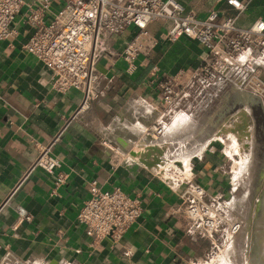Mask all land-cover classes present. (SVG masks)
<instances>
[{
	"label": "crops",
	"instance_id": "crops-1",
	"mask_svg": "<svg viewBox=\"0 0 264 264\" xmlns=\"http://www.w3.org/2000/svg\"><path fill=\"white\" fill-rule=\"evenodd\" d=\"M179 1L201 18L216 9L222 16H237L242 27L264 20V0L247 1V7L240 12L225 0ZM39 4L40 0H24L23 10L13 21L14 35L0 42V261L197 264L205 259L215 251L213 242L222 241L219 233L214 239L190 233V221L182 215H169L168 210L178 203L179 191L193 182L205 188L209 199L218 194L227 196L236 211V191H229L230 178L221 144L214 139L198 140L214 114H207L200 128L196 117L200 102L189 99L184 103L185 111L177 114L166 130L155 137L151 127L161 108L148 84V73L154 64L168 72L195 66L202 61L205 49L187 38L161 42L148 56L138 60L136 72L128 73L121 51L135 29L107 38V49L97 65L98 96L90 108L74 116L83 92L80 89L57 92L50 67L24 48L32 32L28 9ZM59 7L60 3L54 1L52 12ZM170 24L157 21L149 25V30L161 33ZM242 110L247 118L252 117L245 107L239 108L232 115L238 126L245 125ZM64 126V133L52 149L61 166L54 174L35 169L18 185L41 147L48 145ZM150 145H156L161 155L153 152L148 160L159 155L162 158V163L153 167L132 155L133 151L145 152ZM93 179L103 189L118 186L130 195H139L143 201L141 217L117 245L108 239L94 244L77 222ZM19 207L31 220L19 213ZM254 232L244 229L243 224L230 246L221 250L222 260L236 264L242 259L248 264L256 262L258 255L262 258L261 244Z\"/></svg>",
	"mask_w": 264,
	"mask_h": 264
},
{
	"label": "built area",
	"instance_id": "built-area-1",
	"mask_svg": "<svg viewBox=\"0 0 264 264\" xmlns=\"http://www.w3.org/2000/svg\"><path fill=\"white\" fill-rule=\"evenodd\" d=\"M54 1H58L60 7L52 12ZM225 1L240 12L250 0ZM23 7L24 0H0V42L14 35L13 21ZM27 20L32 32L24 48L50 67L53 88L63 94L71 89L83 92L74 116L90 108L98 96L95 90L99 80L97 65L107 49L106 39L130 28L135 32L121 51L128 73L136 72L138 60L148 56L161 42L187 38L197 41L205 49L198 65L179 67L173 72L162 70L159 64L150 68L148 84L161 108L151 127L155 137L166 130L177 114L185 111L187 100L199 102L216 87L231 85L241 92H248L264 107L263 19L250 27H242L237 23V16H222L216 9L201 18L196 11L186 10L179 0H40L39 6L28 9ZM162 20L170 21L167 29L161 33L149 30L151 23ZM65 128L48 145L41 147L18 185L35 169L54 174L61 166L52 149ZM173 175L177 177L178 173ZM205 193L200 184L187 183L179 191L178 203L169 208L168 214L188 219L190 233L199 230L205 238L214 239L219 232L224 245L213 242L216 251L203 263L215 264L223 261L219 253L239 234L242 222L232 213L227 196L218 194L209 201ZM18 210L25 219L31 220L22 207ZM143 210L139 195H130L118 186L103 189L93 179L77 222L94 244L108 239L117 245ZM0 264L3 263L0 261Z\"/></svg>",
	"mask_w": 264,
	"mask_h": 264
},
{
	"label": "rangeland",
	"instance_id": "rangeland-1",
	"mask_svg": "<svg viewBox=\"0 0 264 264\" xmlns=\"http://www.w3.org/2000/svg\"><path fill=\"white\" fill-rule=\"evenodd\" d=\"M243 94H245L243 95V98H240L239 92L231 85H228L220 87L219 89H213L210 91V95L203 96L200 99L199 106L196 108V117L199 122V127L201 128L205 124V120H207L205 116L207 114L208 116H210L211 113L214 115L212 120L208 123L209 125L205 128L206 130H203L202 134H199L198 140L200 138L214 139V142L221 144L220 151L226 159L225 170L230 178L229 191L231 192L233 189L236 191L234 193V196H236L234 202L236 206L235 212L237 213L233 211V203H231L230 206L232 213L235 217L239 216L243 220H241V222L242 225L244 224V229L252 232L255 231L253 234L261 244L263 252L262 258L259 259L258 255L256 262L250 261L248 264H264V196H261L260 194L264 190V183L258 182L260 178L259 167L262 159L257 148L259 141L257 142L255 139V119L252 111V104H257L260 100H258L257 97V99L254 100L249 99V97L246 96L249 94L248 92ZM236 97L241 99L242 104L239 105L235 103L234 100ZM206 99H208V101ZM240 99L237 101L240 102ZM244 107L247 111L251 112L252 117L247 118L244 126H238V122H233L232 115L235 114V111L239 108ZM262 127L264 129V125H262ZM231 129H234L235 131L233 132ZM222 133L224 135H222ZM167 167L168 170L172 169L169 166ZM261 175L264 176V172L261 173ZM205 198L209 201L213 200L207 198L206 193ZM259 210L262 213L261 215H259ZM194 233L205 238V236L202 235V231L195 230ZM219 242L220 243L217 244L222 243L221 240ZM226 249L227 247L225 246L223 250ZM214 250L216 251L215 247ZM219 254L222 253L220 252ZM206 258L197 261V264H203ZM246 261L248 262L249 260ZM215 264L235 263L219 261L215 262ZM236 264L245 263H243V260L241 259L239 262H236Z\"/></svg>",
	"mask_w": 264,
	"mask_h": 264
},
{
	"label": "flooded vegetation",
	"instance_id": "flooded-vegetation-1",
	"mask_svg": "<svg viewBox=\"0 0 264 264\" xmlns=\"http://www.w3.org/2000/svg\"><path fill=\"white\" fill-rule=\"evenodd\" d=\"M238 96V95H236ZM239 97L243 98V96L239 95ZM235 98V103L236 104H242L241 102V99L240 98ZM238 99H240V102L237 101ZM252 100L254 99H257L255 97H251ZM250 100V101H252ZM259 100V99H258ZM252 111H253V117L255 119V129H254V134L256 136V140L257 142L259 141V143L257 144V148H258V153L259 155L261 156V164H260V167H259V172H260V178L258 180V182H261V183H264V176L261 175V173L264 172V129L262 127V125H264V107L262 105V102H257V104H252ZM260 149V150H259ZM261 196L263 195L264 196V190L260 193ZM260 212V210H259ZM262 213L260 212L259 215H261Z\"/></svg>",
	"mask_w": 264,
	"mask_h": 264
},
{
	"label": "water",
	"instance_id": "water-1",
	"mask_svg": "<svg viewBox=\"0 0 264 264\" xmlns=\"http://www.w3.org/2000/svg\"><path fill=\"white\" fill-rule=\"evenodd\" d=\"M240 115L242 116L243 121L246 122V120H247V114L244 111H242L240 113ZM231 131L234 132L235 130L234 129H231ZM153 152H157V153H159L161 155V151H160V149L156 145H150V146H148L147 149H146V151L143 152V153H141V154L140 153L138 154L137 152L133 151L132 152V155H134L136 157L138 156L139 157V160L142 163H144L146 166L153 167V166H156V165H159V164L162 163V158L160 157V155L157 156V157H154V159H152L151 161L148 160V158L151 156V154Z\"/></svg>",
	"mask_w": 264,
	"mask_h": 264
}]
</instances>
